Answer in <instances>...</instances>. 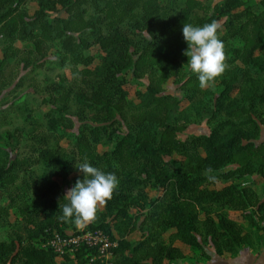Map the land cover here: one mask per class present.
<instances>
[{"label":"trees","instance_id":"1","mask_svg":"<svg viewBox=\"0 0 264 264\" xmlns=\"http://www.w3.org/2000/svg\"><path fill=\"white\" fill-rule=\"evenodd\" d=\"M29 3L36 5L31 15ZM212 20L221 24L228 65L237 63L217 96L200 87L183 55V24ZM93 48L103 54L94 67ZM0 51V90L15 57L18 72L60 71L52 83L43 79L46 125L33 126L31 143H22L18 130L0 133V264L182 263L175 241L202 263L211 259L207 248L235 256L250 245V231L264 234L257 121L264 116V0H0ZM127 73L147 82L133 106L118 80ZM168 81L180 96L168 91ZM199 108L209 132L187 134L190 109ZM85 159L119 179L97 219L80 224L115 243L109 262L95 258L94 247L58 257L43 246L53 233L77 231L74 219H61L63 196L83 179L69 178ZM11 215L24 237L11 231ZM133 234L136 241L128 239Z\"/></svg>","mask_w":264,"mask_h":264},{"label":"rangeland","instance_id":"2","mask_svg":"<svg viewBox=\"0 0 264 264\" xmlns=\"http://www.w3.org/2000/svg\"><path fill=\"white\" fill-rule=\"evenodd\" d=\"M35 9H36L35 3H29L26 9V13L28 15H31L33 14ZM16 45L18 47H22V46H27L29 44L17 41ZM45 55L48 56L49 53L47 52L45 53ZM91 55L94 58L93 67L99 65L103 58V54L99 52L97 48H93L91 49ZM1 58H2V52L0 51V59ZM38 59L39 58H37V60ZM17 63H18V59L17 57H15V59L12 60L10 66L6 69V71L4 72L5 74L3 75L4 77L7 78V80L5 81L7 84L3 86V88L0 90V133L1 134L5 132L11 133L15 130H18V132H22L23 136L25 137L22 143L30 144L31 143L30 132L33 129V126L35 124H39L42 127L46 125L44 114L49 109V103L47 102L48 101V96L46 92L47 86L46 83L43 81V79L47 78L49 83H52L54 80H56V75L60 73V71L57 70L44 71L41 69H37L36 70L37 72H31V66H29V68L25 69L24 71L21 70V72H18V68L16 66ZM234 65H237V63H235ZM234 65H229V68H231ZM185 66L186 69L188 70L189 68L187 67V64H185ZM64 73L67 74L68 71L64 70ZM223 76L224 74L222 75V77ZM222 77L216 81L213 87L203 88V89H205V91L211 94L215 93V95L217 96L218 91L220 90L219 83L222 80ZM118 80L123 86L124 90L126 91L129 104L131 106L135 105L138 102L136 93L144 91L145 88L144 85H146L147 83L146 80H141V81L135 80L129 73L119 76ZM167 87L169 92L175 93L177 96L181 95V91L178 90L177 87L172 84V81H168ZM23 95H26L23 102L13 104L15 101H17L20 98V96ZM234 97H237V94H233V98ZM182 106L189 107V103L183 101ZM190 113L193 116L192 118L194 119V123H191L189 125V127L186 130V133L207 134L209 130L206 125V118L204 116L205 110L203 108H199L197 111L190 109ZM257 121L260 124V128H261L260 139H262L264 137V116L257 118ZM21 147L24 148V145ZM65 149L66 151H70L69 147H65ZM25 150H26L25 153H27L28 148H25ZM77 165L79 164H75L73 166V173L69 179H73L74 177L76 178L81 175L79 170L75 167ZM35 172L37 174L40 173L39 170H36ZM58 181L62 182L60 179H58ZM143 192L147 193L150 197H155L156 195H158V192L155 191L154 189H144ZM98 207L100 208L101 206ZM229 215L234 220L241 223L244 229H247L246 221L241 217L239 213L230 211ZM8 220L11 222L10 229L12 232L18 233L22 237L26 235V231L24 230V227L22 225H18L15 223L14 215H11ZM77 227L81 228V225L77 224ZM70 228L67 229V233H70L72 231ZM114 237L117 239V235L115 232H114ZM165 237H167V235ZM138 238L139 236L137 234H133L128 239H130L131 241H136ZM174 245H176L182 250V253L185 257L183 263L192 264L191 261L192 259L197 260L198 252L195 254L194 252H192L193 251L192 249H189L180 241H175ZM211 257H213V255ZM164 264H169V263L165 262ZM214 264H220V261L215 260Z\"/></svg>","mask_w":264,"mask_h":264},{"label":"clouds","instance_id":"3","mask_svg":"<svg viewBox=\"0 0 264 264\" xmlns=\"http://www.w3.org/2000/svg\"><path fill=\"white\" fill-rule=\"evenodd\" d=\"M220 29L217 20L202 26L183 24V38L188 46L183 55L188 57L187 67L197 76L201 88L213 87L229 68ZM75 167L83 179H77L74 186L66 190L63 200L67 203L63 205L61 219L87 224L97 219L98 206L114 197L119 179L114 173L93 166L87 159Z\"/></svg>","mask_w":264,"mask_h":264},{"label":"built area","instance_id":"4","mask_svg":"<svg viewBox=\"0 0 264 264\" xmlns=\"http://www.w3.org/2000/svg\"><path fill=\"white\" fill-rule=\"evenodd\" d=\"M43 246L51 249L58 257L73 254L82 246L94 247L96 248L95 258L109 262L115 243L100 230L82 231L80 227H77L75 233L65 235L53 233Z\"/></svg>","mask_w":264,"mask_h":264},{"label":"crops","instance_id":"5","mask_svg":"<svg viewBox=\"0 0 264 264\" xmlns=\"http://www.w3.org/2000/svg\"><path fill=\"white\" fill-rule=\"evenodd\" d=\"M250 232V245L241 247L235 256L225 254L218 257L215 256L213 250L207 248V251L213 255L209 261L202 263H197L193 259L191 261L195 264H214L215 260L220 261V264H264V234L255 230Z\"/></svg>","mask_w":264,"mask_h":264}]
</instances>
